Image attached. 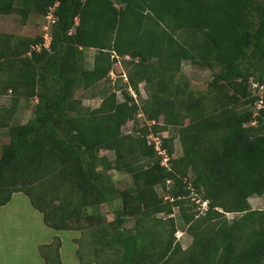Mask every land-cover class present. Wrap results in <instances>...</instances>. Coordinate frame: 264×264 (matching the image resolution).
Wrapping results in <instances>:
<instances>
[{"label":"trees","instance_id":"16d2710c","mask_svg":"<svg viewBox=\"0 0 264 264\" xmlns=\"http://www.w3.org/2000/svg\"><path fill=\"white\" fill-rule=\"evenodd\" d=\"M56 4L49 49L42 36L0 32V96L11 97L0 107L9 137L0 207L23 193L46 227L88 235L84 254L76 240L80 264H264V208L250 204L264 197V110L251 125L249 84H264V0H0V14L26 21ZM184 62L211 71L205 92L176 82ZM118 63L130 69L136 94L148 86V98L139 106L126 89L122 101L112 92L84 108L75 91L107 80ZM35 99L30 121L14 124L20 103ZM140 112L150 125L139 126ZM169 127L183 153L174 158V138H162L167 168L147 137ZM113 171L129 174L132 186L116 189ZM115 201L121 208L108 222L102 206ZM180 226L192 237L187 249L176 238ZM61 246L56 237L39 248L45 264H63Z\"/></svg>","mask_w":264,"mask_h":264},{"label":"rangeland","instance_id":"374dc122","mask_svg":"<svg viewBox=\"0 0 264 264\" xmlns=\"http://www.w3.org/2000/svg\"><path fill=\"white\" fill-rule=\"evenodd\" d=\"M49 16H41L37 13H32L27 18L26 21H23V18L19 14H11V15H3L0 14V26L4 25L5 29L10 33L14 35H18L21 37L26 38H36L39 36L44 37L48 31L45 30V28L49 27L50 21L48 19ZM2 28H0L1 30ZM95 55V51L89 50L87 51V63L86 67L91 68L93 64V57ZM130 68V67H129ZM128 68H126L124 65H121L120 63L116 64L113 67V70L111 75L107 78V80H104L103 82L99 83L97 86L89 89V90H83V89H77L75 91V98L78 100H81L83 103L84 108L88 109H95L100 106L102 100L108 95L109 93L115 92L117 94L118 100H123V94L127 91L130 93V82L128 77ZM124 75L128 78V81L124 79ZM212 79V73L209 70L201 69L198 67H195L191 65L188 62H184L181 66L180 73L176 76V82L187 81L191 85V91L192 92H199L203 93L207 90L208 85ZM127 87V88H126ZM190 88L188 91H190ZM125 89V90H124ZM133 90V89H132ZM150 89L145 83H141L139 85V94H136L133 90V92L137 95V102L138 105L141 106V101H144L149 96ZM9 96V95H8ZM134 98V97H133ZM27 103V109L23 108L24 111H22L20 114L15 115L14 124H22L23 122L30 121L32 118V112L30 115H27V111L31 110L33 111V108L36 104V99L32 100L31 102ZM11 105V97L10 98H4L3 102L0 104V107L8 108ZM160 123H163V119H160ZM138 124L139 126H143L144 124L150 125L149 122H146V119L144 115L140 112V115L138 117ZM134 123L131 122L127 124L123 128V132L125 134H131L133 132ZM151 135V134H150ZM158 136L161 139L167 138V137H173L174 138V158H178L182 156L183 149L182 145L180 143L177 130L169 127L168 131L165 133H161ZM9 137L7 133V129L0 130V151L1 148L8 144ZM102 156H105L110 161L115 160V154L112 151H103ZM169 157V156H168ZM168 164V163H167ZM112 178V184L115 186L118 190H126L132 186V180L131 176L127 174L126 172H118L113 171L111 174ZM192 174L189 176V180H191ZM188 180V181H189ZM190 182V181H189ZM191 186V185H190ZM158 193L164 197L165 199L168 198V195L165 193L164 190L161 188H157ZM194 191V189H193ZM194 198L197 199L195 195H192ZM192 197V198H193ZM250 204L253 209H263L264 208V197H254L250 199ZM121 208L120 201H115L112 203V205H103L102 206V214L105 216L108 222H112L115 219V212ZM175 217L179 221L178 218V212L175 210ZM234 215H229V220H232ZM134 219H128L126 222L127 228H133L134 226ZM179 231L176 234L177 241L180 242L183 249H187L191 243H192V237L189 236L185 231L183 230V227H179ZM47 230V229H46ZM48 232V231H47ZM51 232V231H49ZM55 234H58V238H60L61 243L63 245L62 250V256L63 260L66 264H80L77 260V257L75 255V249L77 246L75 245V242L73 240L80 238V245H83V253L87 250V244H89V236L80 234L79 232H62V231H53ZM46 235V234H45ZM82 235V236H81ZM43 236V234H42ZM62 247V246H61ZM82 251V248H81ZM39 253V252H38ZM40 255V254H39ZM90 258L85 255L84 256V263H89Z\"/></svg>","mask_w":264,"mask_h":264},{"label":"crops","instance_id":"0c3cea01","mask_svg":"<svg viewBox=\"0 0 264 264\" xmlns=\"http://www.w3.org/2000/svg\"><path fill=\"white\" fill-rule=\"evenodd\" d=\"M0 28H2L0 32L9 33L4 25ZM4 98L7 99L10 96H0V104ZM23 108L27 109V103L24 101L20 103L16 115L24 111ZM31 112L28 110L27 115ZM28 122L29 120L21 125ZM53 231L46 227L42 214L33 208L27 196L23 193H15L7 205L0 207V264H45L38 252L41 246L49 245L56 237H59ZM76 240L73 241L77 246ZM77 249L78 246L75 249V255ZM62 250L63 245L60 249V257L63 264H66Z\"/></svg>","mask_w":264,"mask_h":264},{"label":"built area","instance_id":"2783aa9c","mask_svg":"<svg viewBox=\"0 0 264 264\" xmlns=\"http://www.w3.org/2000/svg\"><path fill=\"white\" fill-rule=\"evenodd\" d=\"M56 7H57V4L53 8L50 9V13L48 14L49 16L48 19L50 21V24H53L55 22L54 10ZM45 30L48 31V27L45 28ZM44 39H45L44 47L49 49L50 44H51V38L49 37L48 33L44 36ZM37 49H40V47H38ZM111 75H113V73H111ZM123 77L126 81H128V78L126 77V75H124ZM249 84H250L252 95L256 97V101L253 105L255 120L254 122L251 123V125L255 126L257 125V118L260 117L261 111L264 110V84H261L255 78H251L249 81ZM129 91H130L131 96L134 97V99L136 100V103H138L137 95L133 92L131 87L129 88ZM147 139H148L149 144L154 146L157 155L162 158L161 164L168 168L167 163H168L169 157H168L166 149H164L163 147L162 139L158 136H154L153 134L149 135ZM189 189L192 190V194H194L191 186L189 187ZM195 202L196 204L199 205V209L201 210L202 213L207 211L208 202L206 201L201 202L200 200H196ZM229 215L231 216L232 214H228V216Z\"/></svg>","mask_w":264,"mask_h":264}]
</instances>
